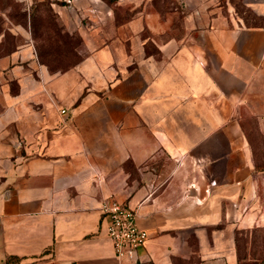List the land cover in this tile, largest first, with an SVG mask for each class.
<instances>
[{"label":"crops","instance_id":"1","mask_svg":"<svg viewBox=\"0 0 264 264\" xmlns=\"http://www.w3.org/2000/svg\"><path fill=\"white\" fill-rule=\"evenodd\" d=\"M75 1L86 25L52 2L83 41L57 70L0 9V264H238L264 226V0L254 25L231 0ZM104 199L147 231L134 259Z\"/></svg>","mask_w":264,"mask_h":264},{"label":"rangeland","instance_id":"2","mask_svg":"<svg viewBox=\"0 0 264 264\" xmlns=\"http://www.w3.org/2000/svg\"><path fill=\"white\" fill-rule=\"evenodd\" d=\"M43 1L39 4V8L42 10L40 16L41 23V33H38L37 41L42 43L43 46L46 47V59L49 60V63L56 67H67L73 64V60L82 54L80 48L82 45V37L77 31H71L65 25L63 19L60 17L59 13L54 10L52 6V2H57L58 4H66L68 9L71 12H75L71 7L66 3L65 0H40ZM110 3L114 5L117 14V6L123 5L117 4L116 2L124 0H108ZM31 3H24L23 0H0V9L4 12L12 14L15 20L20 21V17L22 13L27 10L31 5ZM48 2H50V6L52 11L55 13L58 20L63 23L62 26L67 35L62 34L59 30V26H54L53 24H49V11L47 10ZM76 6H79L77 4ZM233 4V8L235 13L248 25L259 24L261 22V18L259 14L254 11L251 7L245 5L243 0H231ZM77 9V8H75ZM124 11L120 15L121 19H127L132 14V9L130 6L125 5ZM77 13L78 20L80 23L86 25V16L80 15L79 10L75 12ZM38 17V15H37ZM8 41H11V38H8ZM238 247H239V255L242 258V262L244 263H257L264 264V228L252 230L248 229L242 231V233H238L237 235Z\"/></svg>","mask_w":264,"mask_h":264},{"label":"built area","instance_id":"3","mask_svg":"<svg viewBox=\"0 0 264 264\" xmlns=\"http://www.w3.org/2000/svg\"><path fill=\"white\" fill-rule=\"evenodd\" d=\"M69 6L74 0H65ZM65 111V109H61ZM214 184L215 181H212ZM102 216L106 219V233L117 257L135 258L136 250L144 245L147 231L136 222V211L116 199H104L100 203ZM140 264V263H135Z\"/></svg>","mask_w":264,"mask_h":264},{"label":"trees","instance_id":"4","mask_svg":"<svg viewBox=\"0 0 264 264\" xmlns=\"http://www.w3.org/2000/svg\"><path fill=\"white\" fill-rule=\"evenodd\" d=\"M32 1H33L32 5L27 10H25L22 13V16L20 17V21L19 22L23 23L25 26H27L29 28V30L31 32V36H32V38L34 40V46L36 48V52H37V55H38V58L40 59V61H42L45 64H47L50 70L64 69V68H67V67L72 66L75 63H77L81 59L82 54L80 56L78 55V57L73 60L74 61L73 64H71V65H69L67 67H56V66H53V65H51L49 63V60L46 59V57H45L46 47L43 46L42 43H39L37 41L38 33H41V31H39V30L42 28L40 26L41 23H40V16H39V15H41L42 10L39 8V4H41L43 1H40V0H32ZM47 10L49 11V14H48L49 15V17H48L49 24H53L54 26L58 25L60 32H62V34L67 35V33L64 31V28L62 26L63 23H61L58 20V18L56 17L55 13L52 11L51 6H50V2H48ZM9 15H10V17H14V16H12V14H9ZM37 15H38V17H37ZM15 21H18V20H15ZM262 152L264 153V150H262ZM258 164L256 163V167H258ZM263 228H264V226H256V227H253L252 230L263 229ZM238 233H242V231L237 229L236 230V236H235L236 253H237V258H238V264H257V263H244V262L241 261L242 258L239 255V247H238L239 245H238V240H237Z\"/></svg>","mask_w":264,"mask_h":264}]
</instances>
